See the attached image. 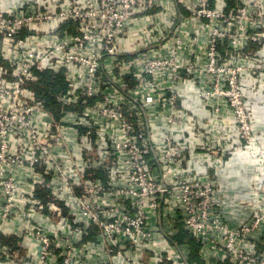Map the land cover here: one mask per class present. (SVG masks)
Instances as JSON below:
<instances>
[{
  "label": "built area",
  "instance_id": "built-area-1",
  "mask_svg": "<svg viewBox=\"0 0 264 264\" xmlns=\"http://www.w3.org/2000/svg\"><path fill=\"white\" fill-rule=\"evenodd\" d=\"M1 5L0 259L264 264L262 185L241 201L217 181L256 157L243 91L264 82V0ZM38 72L65 77L57 114Z\"/></svg>",
  "mask_w": 264,
  "mask_h": 264
},
{
  "label": "crops",
  "instance_id": "crops-1",
  "mask_svg": "<svg viewBox=\"0 0 264 264\" xmlns=\"http://www.w3.org/2000/svg\"><path fill=\"white\" fill-rule=\"evenodd\" d=\"M2 1V7L3 8H12V6H17L21 2V0H1ZM249 82V88L258 87L260 89L264 90L263 86L257 85L254 81L251 79L248 80ZM246 87V90L249 89ZM255 103V102H254ZM254 105V104H253ZM201 113H204V111H201ZM202 116H205L202 115ZM257 153H264L263 151H260L259 149H256ZM263 173V174H262ZM257 175V177H256ZM218 185L226 191V193L231 194L232 196L238 198L241 201H252L253 196V186L255 183H260L262 186H264V162L257 161L255 158L251 157L249 155V152L242 151L241 153H238L235 155V157L228 162L223 170L218 173L217 176ZM249 203V202H247ZM247 207L245 208V213L247 212ZM17 245L14 244V248H16ZM19 249V246L16 248V250ZM191 261H192V255H194V248L191 247ZM21 253L25 254V251L21 249ZM25 256V255H22ZM18 260L11 261H5V259H0V264H19Z\"/></svg>",
  "mask_w": 264,
  "mask_h": 264
},
{
  "label": "rangeland",
  "instance_id": "rangeland-1",
  "mask_svg": "<svg viewBox=\"0 0 264 264\" xmlns=\"http://www.w3.org/2000/svg\"><path fill=\"white\" fill-rule=\"evenodd\" d=\"M255 83L259 86L264 87V82L262 84H259L258 82H255ZM243 96H244V99H243L244 113L246 117L249 119V123L246 124L247 128H245L246 129L245 137L248 143L246 144L244 143L245 141H243V145L244 146L245 145L255 146L254 148L259 149L260 151H263L264 149V90L258 88L257 86L254 88L251 87L247 90L244 89ZM256 128L260 129V131L262 132V135H259L257 138L255 137L256 138L255 140L254 133L256 131L255 130ZM250 130L252 131V134ZM236 147H239V143H236ZM255 155H256L255 157L256 160H259L262 163L264 162L263 153H256ZM234 157L235 155L231 156V158L228 159V162H230ZM262 188L264 189V186H262Z\"/></svg>",
  "mask_w": 264,
  "mask_h": 264
},
{
  "label": "trees",
  "instance_id": "trees-1",
  "mask_svg": "<svg viewBox=\"0 0 264 264\" xmlns=\"http://www.w3.org/2000/svg\"><path fill=\"white\" fill-rule=\"evenodd\" d=\"M38 79L31 84V87L37 92L38 96L43 99L47 105V108L54 113L59 112V105L57 103L56 96L59 93L67 91V83L63 74H53L51 72H38ZM179 244L187 243L194 248V255H192V261L199 260V244L191 239L185 232H181L177 237Z\"/></svg>",
  "mask_w": 264,
  "mask_h": 264
}]
</instances>
